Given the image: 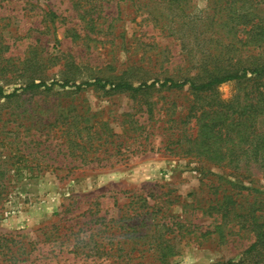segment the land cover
I'll return each instance as SVG.
<instances>
[{"label":"rangeland","instance_id":"obj_1","mask_svg":"<svg viewBox=\"0 0 264 264\" xmlns=\"http://www.w3.org/2000/svg\"><path fill=\"white\" fill-rule=\"evenodd\" d=\"M179 1L183 11L172 0H0V87L194 79L202 49L254 44L248 31L264 23L262 6L245 16L253 10L239 0ZM231 4L242 7L229 20L221 11ZM219 92L227 100L235 87ZM148 101L151 117L146 100L107 88L0 101V264L238 261L253 234L245 218L222 221L215 208L230 196L240 213H264V171L215 167L176 144L173 130L196 132L191 122H170L187 113V87H157ZM83 114L106 121L117 138L99 161L75 168L63 157L60 116ZM135 125L145 128L134 141L127 127ZM256 128L264 132V117ZM160 242L175 252L165 262Z\"/></svg>","mask_w":264,"mask_h":264},{"label":"trees","instance_id":"obj_2","mask_svg":"<svg viewBox=\"0 0 264 264\" xmlns=\"http://www.w3.org/2000/svg\"><path fill=\"white\" fill-rule=\"evenodd\" d=\"M172 4L176 5L175 10L181 9L179 0ZM249 3L252 12H246L245 16L253 15L258 7L262 6L264 13V0H239L238 4ZM223 9V16L229 20L236 16V12L242 6ZM86 16L87 13H83ZM241 14V13H240ZM239 14L238 17L241 15ZM83 15V16H85ZM55 17V15H51ZM90 17V16H89ZM231 17V18H230ZM93 20V19H90ZM248 34L256 40V43L247 46L246 44H222L212 48L201 50V58L197 61L196 68L199 73L194 79H184L174 81L165 79L163 81L154 80L152 82H141L134 86L127 82L110 83L96 79L92 82L80 84L69 81H52L49 84L40 82H30L24 86L14 88L10 93H6L0 87V101L9 100L18 92L30 91H50L55 88L71 89L80 91L89 87L108 89L115 93H125L134 100L139 98L146 100V111L149 117L153 115L152 103L148 101L151 92L157 87L167 90H181L187 87V91L192 97V102L187 109L183 119H173L170 122L175 124H186L191 122L196 129L195 135H187L186 132L173 130L170 137L176 144L185 146V151L198 160H203L215 167H230L238 170L241 166L251 165L264 171V132L256 128V122L260 117H264V23L258 20L254 27H251ZM257 51L255 55L248 56L249 51ZM261 57L263 59H261ZM222 85H234L235 93L227 100L221 99L219 88ZM68 115H61V137L64 146L62 147L63 157L70 160V164H76L75 168L99 161L96 157L101 148L111 139L117 138L112 134L106 121L83 115H76L70 119ZM129 126V125H128ZM144 126L127 127V131L132 132L133 140L141 139V133L136 132L144 129ZM146 139V137H145ZM223 204L215 208L221 220L234 218L244 219L243 224L253 234V242L245 249L238 261L232 259L216 264H250L252 260L262 259L264 261V213L256 214V210H248L240 213L235 208L232 197L225 196ZM259 204L263 200L259 199ZM257 204V199L253 205ZM252 206V205H251ZM262 220V223L260 222ZM223 224L216 228L220 229ZM243 227V225H242ZM220 234V233H219ZM221 237V235H219ZM222 238V237H221ZM162 242L157 244L159 260L165 262L169 257L175 255L173 247L166 245L162 247ZM257 261V262H261ZM256 262V263H257ZM255 263V264H256Z\"/></svg>","mask_w":264,"mask_h":264}]
</instances>
